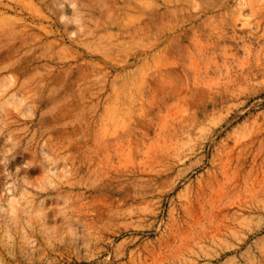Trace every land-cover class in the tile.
<instances>
[{
  "label": "rangeland",
  "instance_id": "obj_1",
  "mask_svg": "<svg viewBox=\"0 0 264 264\" xmlns=\"http://www.w3.org/2000/svg\"><path fill=\"white\" fill-rule=\"evenodd\" d=\"M0 264H264V0H0Z\"/></svg>",
  "mask_w": 264,
  "mask_h": 264
},
{
  "label": "bare ground",
  "instance_id": "obj_2",
  "mask_svg": "<svg viewBox=\"0 0 264 264\" xmlns=\"http://www.w3.org/2000/svg\"><path fill=\"white\" fill-rule=\"evenodd\" d=\"M118 20V23L121 24L122 22L120 21V18H117ZM114 143V142H113ZM123 155H124V152L122 151L121 148L117 149L116 150V153H115V157L120 159V160H123ZM150 161V157L148 155H146V157L144 158H141V161L138 163L134 158L133 156L132 157H128L126 158V163H129L130 165H132V167H134V169L138 168L140 165H145V164H148ZM226 165V164H225ZM225 165H223V163H221V167H225ZM217 187V186H216ZM216 187H215V184H212V188L214 189V191L216 190ZM160 259H162V257H158ZM166 257L163 256V260H165Z\"/></svg>",
  "mask_w": 264,
  "mask_h": 264
}]
</instances>
